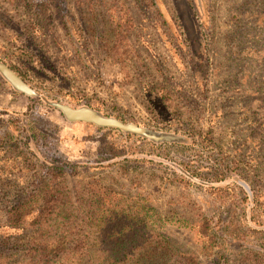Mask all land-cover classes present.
Returning a JSON list of instances; mask_svg holds the SVG:
<instances>
[{"label": "rangeland", "instance_id": "1", "mask_svg": "<svg viewBox=\"0 0 264 264\" xmlns=\"http://www.w3.org/2000/svg\"><path fill=\"white\" fill-rule=\"evenodd\" d=\"M61 1L0 0V62L35 92L0 72V229L9 201L50 167L69 188L98 179L143 192L171 252L200 253L196 223L207 218L216 254L203 264L264 257V0H125L123 34L94 0ZM53 103L94 107L162 140L69 122ZM134 255L126 264L172 258Z\"/></svg>", "mask_w": 264, "mask_h": 264}, {"label": "trees", "instance_id": "2", "mask_svg": "<svg viewBox=\"0 0 264 264\" xmlns=\"http://www.w3.org/2000/svg\"><path fill=\"white\" fill-rule=\"evenodd\" d=\"M62 2L59 0L55 6L60 7ZM94 3L106 8L113 26L124 23L123 28L118 30L119 34H123L127 23L132 21L126 1L94 0ZM48 15L49 18L52 16ZM10 68L15 71L13 67ZM89 108L99 113L98 109ZM145 130L152 136L149 139L162 140L158 138L159 134ZM125 134L148 138L131 132ZM165 137L168 142L183 141L180 136L173 139L167 135ZM111 154L120 157L126 152ZM147 161L136 160L141 164ZM50 170L49 167L46 171L50 173L49 176L32 183L34 188L26 196L21 194L17 200L7 204L4 224L0 229V248L12 243L15 253L0 252V264H126L129 257L140 255L143 250L171 253L169 264H203L201 255L216 254L210 219L203 218L196 223L199 235L205 238L200 253L171 252V242L163 235L161 224L153 219L157 215L156 209L143 192L121 193L98 179L69 188L65 170ZM176 181L179 184L188 182L182 175H176ZM93 233H96V248L92 246ZM255 259L244 264L264 262V257L256 256Z\"/></svg>", "mask_w": 264, "mask_h": 264}, {"label": "water", "instance_id": "3", "mask_svg": "<svg viewBox=\"0 0 264 264\" xmlns=\"http://www.w3.org/2000/svg\"><path fill=\"white\" fill-rule=\"evenodd\" d=\"M0 72L16 90L28 96H34V90L10 67L2 62H0ZM53 106L58 109L69 122H85L102 128L118 129L152 138L145 128L137 124L126 123L115 117L101 115L89 107H72L61 103H54Z\"/></svg>", "mask_w": 264, "mask_h": 264}]
</instances>
